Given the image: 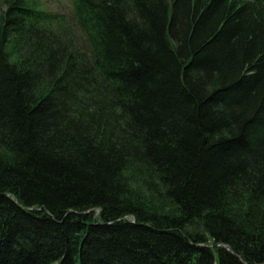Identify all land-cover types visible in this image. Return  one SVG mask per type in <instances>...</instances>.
I'll return each mask as SVG.
<instances>
[{"label": "trees", "instance_id": "obj_1", "mask_svg": "<svg viewBox=\"0 0 264 264\" xmlns=\"http://www.w3.org/2000/svg\"><path fill=\"white\" fill-rule=\"evenodd\" d=\"M72 2L0 0V264H264V0Z\"/></svg>", "mask_w": 264, "mask_h": 264}, {"label": "rangeland", "instance_id": "obj_2", "mask_svg": "<svg viewBox=\"0 0 264 264\" xmlns=\"http://www.w3.org/2000/svg\"><path fill=\"white\" fill-rule=\"evenodd\" d=\"M41 5H43L45 8L57 12V13H63L66 14V16L72 20L73 15V2L72 0H38ZM81 35L79 36V38ZM158 202V200L156 201ZM168 207V206H165Z\"/></svg>", "mask_w": 264, "mask_h": 264}]
</instances>
